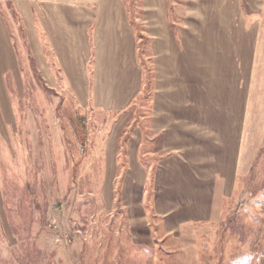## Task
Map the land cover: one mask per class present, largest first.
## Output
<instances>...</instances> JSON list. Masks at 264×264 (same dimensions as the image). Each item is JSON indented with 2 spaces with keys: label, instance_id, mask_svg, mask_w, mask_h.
I'll list each match as a JSON object with an SVG mask.
<instances>
[{
  "label": "crops",
  "instance_id": "1",
  "mask_svg": "<svg viewBox=\"0 0 264 264\" xmlns=\"http://www.w3.org/2000/svg\"><path fill=\"white\" fill-rule=\"evenodd\" d=\"M11 2L35 60L56 63L50 84L74 87L96 111L136 105L138 43L149 41L154 92L149 130L137 124L128 144L133 172L125 176L137 183L134 197L141 192L126 205L128 221L143 213L162 235L179 237L217 219L264 148V0H141L135 21L131 1ZM1 17L0 60L9 61Z\"/></svg>",
  "mask_w": 264,
  "mask_h": 264
},
{
  "label": "rangeland",
  "instance_id": "2",
  "mask_svg": "<svg viewBox=\"0 0 264 264\" xmlns=\"http://www.w3.org/2000/svg\"><path fill=\"white\" fill-rule=\"evenodd\" d=\"M124 1L139 17L141 0ZM0 15L15 53L0 60L9 70L0 80V264H264V148L217 219L179 237L162 235L143 213L130 224L126 205L141 192L134 197L137 183L125 176L128 144L137 124L150 126L149 41L138 43L136 105L96 111L74 87L50 84L56 63L35 60L11 0H0Z\"/></svg>",
  "mask_w": 264,
  "mask_h": 264
},
{
  "label": "trees",
  "instance_id": "3",
  "mask_svg": "<svg viewBox=\"0 0 264 264\" xmlns=\"http://www.w3.org/2000/svg\"><path fill=\"white\" fill-rule=\"evenodd\" d=\"M84 122H85V119H84ZM85 125V124H84Z\"/></svg>",
  "mask_w": 264,
  "mask_h": 264
}]
</instances>
